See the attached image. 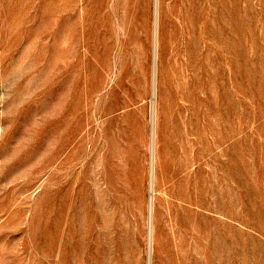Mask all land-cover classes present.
Masks as SVG:
<instances>
[{"label":"rangeland","instance_id":"374dc122","mask_svg":"<svg viewBox=\"0 0 264 264\" xmlns=\"http://www.w3.org/2000/svg\"><path fill=\"white\" fill-rule=\"evenodd\" d=\"M0 264H264V0H0Z\"/></svg>","mask_w":264,"mask_h":264},{"label":"bare ground","instance_id":"6f19581e","mask_svg":"<svg viewBox=\"0 0 264 264\" xmlns=\"http://www.w3.org/2000/svg\"><path fill=\"white\" fill-rule=\"evenodd\" d=\"M156 1V0H155ZM152 140V139H151ZM152 143V142H151ZM151 147V146H150ZM151 149H153V148H151ZM150 149V150H151ZM152 152H151V161H152ZM152 176H153V170H152V166L150 165V178H152ZM151 228V227H150ZM151 230V229H150ZM150 232V231H149ZM149 238V237H148Z\"/></svg>","mask_w":264,"mask_h":264}]
</instances>
